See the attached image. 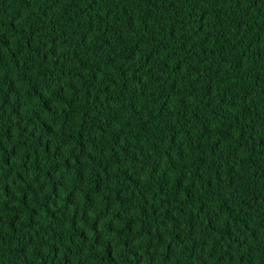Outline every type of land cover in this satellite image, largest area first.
Wrapping results in <instances>:
<instances>
[{
  "label": "trees",
  "instance_id": "1",
  "mask_svg": "<svg viewBox=\"0 0 264 264\" xmlns=\"http://www.w3.org/2000/svg\"><path fill=\"white\" fill-rule=\"evenodd\" d=\"M0 264H264V0H0Z\"/></svg>",
  "mask_w": 264,
  "mask_h": 264
}]
</instances>
